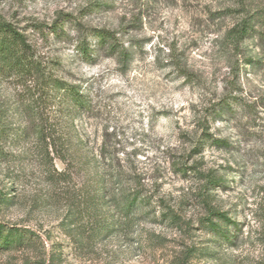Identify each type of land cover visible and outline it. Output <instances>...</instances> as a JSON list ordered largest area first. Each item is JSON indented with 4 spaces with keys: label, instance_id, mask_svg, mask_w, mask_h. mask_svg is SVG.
<instances>
[{
    "label": "rangeland",
    "instance_id": "1",
    "mask_svg": "<svg viewBox=\"0 0 264 264\" xmlns=\"http://www.w3.org/2000/svg\"><path fill=\"white\" fill-rule=\"evenodd\" d=\"M237 1L0 0L46 70L0 75V264H264V0ZM45 77L89 107L66 117ZM97 189L104 224L77 207Z\"/></svg>",
    "mask_w": 264,
    "mask_h": 264
},
{
    "label": "trees",
    "instance_id": "2",
    "mask_svg": "<svg viewBox=\"0 0 264 264\" xmlns=\"http://www.w3.org/2000/svg\"><path fill=\"white\" fill-rule=\"evenodd\" d=\"M237 3L242 5L243 0H238ZM249 29V20L242 19L229 29L228 37L232 38L233 43L236 45L246 38ZM55 31H60V27L55 28ZM89 38L99 44L101 48L106 46L108 50H114V37L110 32L104 29L91 30ZM75 42L76 51L81 54L86 62H91L94 57L97 56V52L89 46L90 44L87 42V39H80ZM120 55H122L123 58L126 56V54L122 53ZM45 74L46 70L43 69L40 62L35 59L32 52H30V45L27 43L24 35L15 30L11 24L0 18V75L15 77L38 76L39 78H43ZM45 80L46 87L49 90V96L52 100H59L61 103L60 105L65 106L66 109L64 110H66L67 113L66 117L74 115L76 110H83L89 107V101L82 87L51 77H45ZM2 135H4V133L1 131L0 127V137H2ZM48 136L53 138L50 133ZM49 144L56 148V142L52 141ZM122 198L124 201L121 203L118 213L120 212L124 216L123 219H126V216H130L133 213V208L138 202L144 201V196L141 197L136 187H132L131 192L129 194H124ZM102 202L103 196L101 195V190L97 189L93 193L87 191L85 200L77 207L80 213L87 215L88 218H94L92 220L97 224H104L103 222L107 221V218L105 219L103 216ZM212 213L213 215H218L220 218H224L223 214L218 212ZM210 225L212 227L211 229L220 230L217 224L213 223ZM1 230L2 226L0 225V234ZM10 230L18 231L16 227L10 228ZM101 230H104L103 225L98 226L94 230V233L101 232ZM220 236L226 241L230 240L229 236L223 232ZM4 242L7 243L8 240L5 239Z\"/></svg>",
    "mask_w": 264,
    "mask_h": 264
}]
</instances>
